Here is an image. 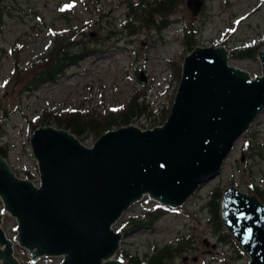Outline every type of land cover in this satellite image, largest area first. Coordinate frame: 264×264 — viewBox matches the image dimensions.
<instances>
[{
	"label": "rangeland",
	"instance_id": "obj_1",
	"mask_svg": "<svg viewBox=\"0 0 264 264\" xmlns=\"http://www.w3.org/2000/svg\"><path fill=\"white\" fill-rule=\"evenodd\" d=\"M126 1L0 0V146L6 148L4 158L18 177L24 178V171H30L33 175L30 181L39 184L29 138L43 111L76 108L98 115L96 112L122 107L139 91L151 103L153 114L136 118L130 124L141 129L161 125L160 109L171 107L179 83L173 75L174 69L182 66L189 53L182 42V27L198 29L194 48L222 46L227 50L230 66L250 77L261 74L258 52L252 58H236L231 53L254 45H258L257 51L263 48L264 0H204L197 15L190 12L183 0L171 17L179 22L160 32L138 23L131 25ZM60 11L68 12V18H60ZM126 25L132 27L128 29ZM57 37L68 44L82 41L92 45L97 41L101 53L80 60L57 81L25 91L24 79L31 75L38 59ZM96 139L89 135L80 141L91 146ZM248 141L260 143L262 154L249 157ZM263 179L264 109L235 142L220 174L182 205L170 207L153 228L132 227L131 219H138L159 203L147 195L133 202L112 226L122 235L118 250H126L147 262L153 247L175 245L179 237H185L187 247L164 264H220L221 261L246 264L248 255L247 259L227 263L231 258L229 244L220 245L212 235L203 205L216 186L224 189L234 185L255 195L248 192L245 183L252 182L264 189ZM0 211H4L1 198ZM16 225L12 215L3 214L1 227L12 240L17 237ZM13 247L20 262L31 258L27 249L16 241ZM62 258L55 255L33 260L36 264H60ZM120 260L128 263L126 259Z\"/></svg>",
	"mask_w": 264,
	"mask_h": 264
},
{
	"label": "water",
	"instance_id": "obj_2",
	"mask_svg": "<svg viewBox=\"0 0 264 264\" xmlns=\"http://www.w3.org/2000/svg\"><path fill=\"white\" fill-rule=\"evenodd\" d=\"M204 0H186L197 15ZM261 74L230 66L222 46L185 55L170 110L161 125H123L91 146L68 129L44 125L29 138L39 185L18 177L0 155V264H20L13 241L31 259L62 255L60 264H132L116 258L122 237L112 226L144 195L177 207L221 172L235 142L264 109V46ZM17 221L12 240L1 216ZM222 223L248 255L264 264V204L234 185L220 199Z\"/></svg>",
	"mask_w": 264,
	"mask_h": 264
},
{
	"label": "trees",
	"instance_id": "obj_3",
	"mask_svg": "<svg viewBox=\"0 0 264 264\" xmlns=\"http://www.w3.org/2000/svg\"><path fill=\"white\" fill-rule=\"evenodd\" d=\"M182 2L183 0H138V2L135 3L132 0H127V14L132 16L130 22L131 25H133V23H138L142 27L156 29L160 32L161 30L170 27L172 24L179 22L177 18L171 19V17ZM60 15V18H68V12L66 11H60ZM131 25H126V27L129 29L132 27ZM197 30L198 29L193 26L182 27V42L188 50L187 52H190L194 48ZM131 33L132 31L129 30V34ZM80 43L82 45H79ZM258 49V45L249 46L233 51L231 55L236 58H252L258 52ZM99 53H101V49L97 41L92 45L83 43L82 41L68 44L60 37H57L46 54L41 55L38 59V63L33 67L31 75L24 79V90L30 91L43 84L53 83L64 75L68 68L78 64L80 60L85 57L95 56ZM180 73V66L174 69L173 75L178 81L180 80ZM136 92L122 107L109 108V110L103 113L96 112L98 115H93V113L84 112L76 108L66 111H54L52 109L43 111L39 116V122L33 126V130L39 125H54L59 128L68 129L81 141H84L89 135H93L97 138L102 133L115 128L116 126L128 125L136 118L143 115L153 114L151 103L148 102L145 97L141 96L139 91ZM169 109V107L166 109H160V116H162L161 123L168 114ZM246 148L249 157L253 156L254 153L262 154V147L258 142L252 144L248 141ZM0 155L6 157L7 150L5 147L0 146ZM23 174L27 179L31 180L33 178L30 171H24ZM245 184L248 192L255 194L264 204V189L260 187V185H255L252 182ZM222 191L223 188H220L219 186L213 188L210 193H208V198L203 205L208 215L210 232L220 242V245L229 244L231 258L227 263L241 260L243 258L247 259L246 253L231 237L229 232L226 231L222 223L220 216V199ZM169 210V206L155 204L152 209L145 211V213L138 217V219L132 218L131 225L132 227L141 226L145 228H153L158 218ZM187 245L188 239L185 237H179L175 245L168 244L159 248L153 247L150 258L147 262H142L136 255L123 249L116 251V257L126 259L128 263L132 264H164L166 261L168 262L171 260L175 254H178L179 251L184 250ZM20 263L36 264L31 258H26ZM220 264L225 263L221 261Z\"/></svg>",
	"mask_w": 264,
	"mask_h": 264
},
{
	"label": "bare ground",
	"instance_id": "obj_4",
	"mask_svg": "<svg viewBox=\"0 0 264 264\" xmlns=\"http://www.w3.org/2000/svg\"><path fill=\"white\" fill-rule=\"evenodd\" d=\"M5 159V158H4ZM6 160V159H5ZM3 229V228H2ZM4 231V230H3ZM5 233V232H4Z\"/></svg>",
	"mask_w": 264,
	"mask_h": 264
},
{
	"label": "built area",
	"instance_id": "obj_5",
	"mask_svg": "<svg viewBox=\"0 0 264 264\" xmlns=\"http://www.w3.org/2000/svg\"><path fill=\"white\" fill-rule=\"evenodd\" d=\"M3 216V215H2Z\"/></svg>",
	"mask_w": 264,
	"mask_h": 264
}]
</instances>
